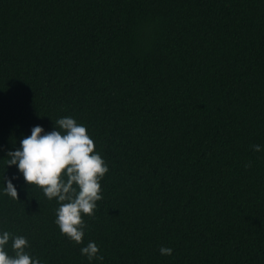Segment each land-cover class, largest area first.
Segmentation results:
<instances>
[{
  "label": "trees",
  "instance_id": "1",
  "mask_svg": "<svg viewBox=\"0 0 264 264\" xmlns=\"http://www.w3.org/2000/svg\"><path fill=\"white\" fill-rule=\"evenodd\" d=\"M66 116L109 168L81 244L6 168ZM4 231L41 264H264V0H0Z\"/></svg>",
  "mask_w": 264,
  "mask_h": 264
},
{
  "label": "clouds",
  "instance_id": "2",
  "mask_svg": "<svg viewBox=\"0 0 264 264\" xmlns=\"http://www.w3.org/2000/svg\"><path fill=\"white\" fill-rule=\"evenodd\" d=\"M55 129L45 132L43 127L34 126L31 135L19 141V148L7 153L6 168L16 166L27 185L41 189L48 200H57L56 225L62 235L81 244L86 228L83 217L95 215L97 202L103 199L101 181L109 168L83 124L66 116L56 121ZM252 150L260 152L261 145H252ZM245 167L250 168L251 163ZM12 179L6 180L4 192L17 201L18 191ZM9 242L13 254H9ZM28 247L25 236L0 233V264H41L26 251ZM99 251L95 242L81 248L89 261H102ZM159 251L166 256L173 253L170 247L162 246Z\"/></svg>",
  "mask_w": 264,
  "mask_h": 264
}]
</instances>
